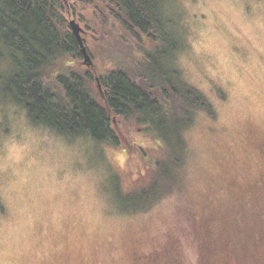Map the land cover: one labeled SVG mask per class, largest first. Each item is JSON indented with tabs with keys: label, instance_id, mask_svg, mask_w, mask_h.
Segmentation results:
<instances>
[{
	"label": "rangeland",
	"instance_id": "rangeland-1",
	"mask_svg": "<svg viewBox=\"0 0 264 264\" xmlns=\"http://www.w3.org/2000/svg\"><path fill=\"white\" fill-rule=\"evenodd\" d=\"M66 1L95 76L155 48L78 6L95 30L86 32ZM163 14L179 40L168 62L216 111L198 110L185 130L173 189L121 210L123 195L156 180V163L175 171V148L120 116L118 146L63 136L0 90V264H264V0H165Z\"/></svg>",
	"mask_w": 264,
	"mask_h": 264
},
{
	"label": "trees",
	"instance_id": "trees-1",
	"mask_svg": "<svg viewBox=\"0 0 264 264\" xmlns=\"http://www.w3.org/2000/svg\"><path fill=\"white\" fill-rule=\"evenodd\" d=\"M164 1L70 0L86 32L95 30L78 6L91 9L100 24L114 19L141 50L144 39L155 46L142 50L143 56L134 60L136 67L125 59L113 60V67L100 72L101 90L94 67L79 65L84 57L65 14L66 0H0V58L8 63L0 70L1 94L23 107L33 123L63 136H89L118 146L115 117L133 118L145 133L176 149L170 152L175 171L161 170L156 163L159 173L151 185L121 197L117 204L127 212L149 208L173 189L184 164L185 130L198 110L211 117L216 112L209 98L168 62L179 40L168 30ZM85 44L95 60L86 40ZM218 92L223 96L221 89ZM164 179L168 181L161 182Z\"/></svg>",
	"mask_w": 264,
	"mask_h": 264
},
{
	"label": "water",
	"instance_id": "water-1",
	"mask_svg": "<svg viewBox=\"0 0 264 264\" xmlns=\"http://www.w3.org/2000/svg\"><path fill=\"white\" fill-rule=\"evenodd\" d=\"M70 26H71V29L73 31V33L75 34L78 42H79V45H80V48H81V52H82V55L84 57V64L90 66V67H94V62H93V59L88 51V48L85 44V39L82 37V33L85 31L81 25L79 24L78 21H76V19H72L70 20ZM96 81L99 85V87L101 88V84H100V78L99 76L96 75Z\"/></svg>",
	"mask_w": 264,
	"mask_h": 264
}]
</instances>
